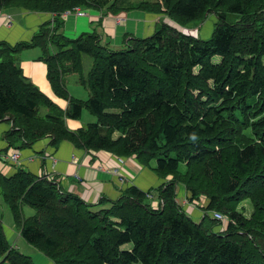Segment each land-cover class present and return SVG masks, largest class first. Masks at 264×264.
<instances>
[{"label": "trees", "instance_id": "trees-1", "mask_svg": "<svg viewBox=\"0 0 264 264\" xmlns=\"http://www.w3.org/2000/svg\"><path fill=\"white\" fill-rule=\"evenodd\" d=\"M76 7L143 10L157 20L114 49L96 30L65 33L62 14ZM14 8L52 17L29 40L0 42V120L13 122L5 151L44 137L52 145L69 140L136 156L165 180L154 207L152 190L136 185L115 200L90 203L46 176L0 174L3 199L26 242L55 264H264V0H0V9ZM210 16L216 21L205 37L199 27ZM31 47L41 48L66 109L17 63L16 53ZM84 55L92 57L86 74ZM72 72L89 89L87 99L70 96L64 76ZM84 108L96 121L69 129L66 118L81 117ZM180 185L191 201L208 199L198 207L203 214L180 204ZM25 206L35 213L25 216ZM214 211L230 218L225 228ZM127 243L131 249L122 248ZM0 254L10 264H36L11 246L1 214Z\"/></svg>", "mask_w": 264, "mask_h": 264}, {"label": "crops", "instance_id": "crops-1", "mask_svg": "<svg viewBox=\"0 0 264 264\" xmlns=\"http://www.w3.org/2000/svg\"><path fill=\"white\" fill-rule=\"evenodd\" d=\"M85 11L86 14L83 16L72 13L65 18V33L76 37L82 32L96 30L104 43H109L111 47L118 48L122 47L126 34L143 36L153 30L157 20L156 16L143 10H132L119 14L94 8H85ZM7 14L12 15L11 25L4 23ZM51 17V13L30 12L21 8L0 9V42L15 45L20 41L29 40L40 25ZM118 17L125 18V22L118 23ZM41 55L42 50L39 47L26 48L16 53V61L27 79L36 84L62 109H66L69 102L55 93L48 78V66L40 59ZM88 65L91 66L92 64ZM88 71L84 66L85 74ZM64 79L70 96L81 100L89 97L90 91L81 83L78 72L67 73ZM94 121H96L95 117L83 110L79 118H66V125L69 129L76 131ZM12 129L13 122L9 119L0 120V154L8 147L7 134ZM20 149L22 153L21 163L18 165L8 160H0V174L9 176L19 169H24L37 175V177L46 176L59 183L61 189L77 194L90 203L98 201L102 196L115 200L125 188L136 185L144 191L152 190L153 206L158 205L157 188L165 180L153 168L142 165L136 156L123 157L124 161L120 164L118 157L109 151L88 150L76 146L69 140H63L57 145H52L50 137H44L32 146ZM115 167L124 170L122 172H125L128 181L122 183L119 180V176L112 172ZM177 198L178 201L179 199L183 200L181 205L190 214L198 216L203 214V210L198 208V206L200 207L199 200L197 202L191 201L190 193L183 185L177 188ZM109 206L110 204H107L97 206L94 209L98 210ZM28 208L24 207L25 212L31 213ZM2 218L7 238L12 247L33 257L37 264H55L33 245L26 242L21 236L12 215L7 216V212L4 210ZM122 248L131 249L132 243H127ZM0 264H10L3 254H0Z\"/></svg>", "mask_w": 264, "mask_h": 264}, {"label": "built area", "instance_id": "built-area-1", "mask_svg": "<svg viewBox=\"0 0 264 264\" xmlns=\"http://www.w3.org/2000/svg\"><path fill=\"white\" fill-rule=\"evenodd\" d=\"M72 13H74L78 16H83L86 14V11L82 7H76L73 11L68 10V11L64 12L62 14V17L66 18L68 15H70ZM125 20H126L125 18H121V17L117 18L118 23H123V22H125ZM4 23L6 25L12 24V15L11 14L5 15ZM21 159H22V153H21V149L19 147H11L9 150L4 151L0 154V160H8V161H10L14 164H18V165L21 163ZM118 160H119L120 164L124 161L123 157H118ZM122 171H124V170H122V168H118V167H115L112 169V172L119 176V180L122 183H125L126 181H128V177L125 174V172H122ZM41 177H43V176H41ZM148 196L150 198H152V195L149 194ZM203 199H206L207 204H208V199L205 197H201L199 202H198V204L200 205L201 208H205L207 206V204L204 205ZM158 204H159V202H158ZM154 207H158V205L154 206ZM213 217L215 219L219 220L220 222L225 223L226 225L230 221V218L227 215H225L224 213H222L221 211H214Z\"/></svg>", "mask_w": 264, "mask_h": 264}, {"label": "rangeland", "instance_id": "rangeland-1", "mask_svg": "<svg viewBox=\"0 0 264 264\" xmlns=\"http://www.w3.org/2000/svg\"><path fill=\"white\" fill-rule=\"evenodd\" d=\"M137 1H139V0H137ZM215 21H216V18H215L214 16H210V17H208L205 21H203L202 23H200L201 25H200L199 28H201V32L204 33L203 35H204L205 37H208V36L211 35V31H212V29H213V26H214V22H215ZM180 29H181V30H184L185 28H180ZM185 30L188 31V32H191V33H193V34H197V32H199L197 27H188V29H185ZM69 36H72V35H69ZM112 48H114V49H120V48L115 47V46H112ZM83 59H84V60H83V64H84V66H86L87 70H89L91 66L88 65V64H92V57H91L90 55H84V58H83ZM84 111H87L88 113H90L91 115H93V116L95 117V119H97L96 115L93 114V113H91L87 108H84ZM180 186H181V185H180ZM181 187H182V186H181ZM151 193H152V191H148V193H147V197H148V199L150 200L151 205H153V204H154L153 201H152V199H153V195H152ZM149 194L152 195V198H150V197L148 196ZM179 202L182 203L183 200H182V199H179ZM203 202H204V205L207 204V200H206V199H203ZM2 205H3V207H2ZM242 205L245 207V209H243V210L245 211L246 215H249V214L252 212V209H253V206H252L251 201H250V200H246V201H244V202L242 203ZM26 207H29L28 209H30L29 211H31V213L25 212V216H31L32 214L35 213V209H34V208H32V207H30V206H26ZM198 207H199V206H198ZM199 208H200V207H199ZM4 210L7 212V216L10 217V216L12 215V214H11V210H10V208L8 207V204L4 201L3 196H2V193H1V191H0V214H1L2 217H3ZM4 220L7 221L6 218H4ZM221 224L223 225V226H222L223 228L226 226L225 223L220 222V225H221ZM129 244H131V243H129ZM130 246H131V245H130ZM32 259H33V257H32ZM33 260H34V259H33ZM34 262H35V260H34ZM35 263H36V262H35ZM36 264H37V263H36ZM136 264H141V263H136Z\"/></svg>", "mask_w": 264, "mask_h": 264}, {"label": "clouds", "instance_id": "clouds-1", "mask_svg": "<svg viewBox=\"0 0 264 264\" xmlns=\"http://www.w3.org/2000/svg\"><path fill=\"white\" fill-rule=\"evenodd\" d=\"M201 208V207H200ZM201 209H204V208H201Z\"/></svg>", "mask_w": 264, "mask_h": 264}]
</instances>
